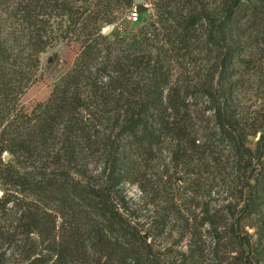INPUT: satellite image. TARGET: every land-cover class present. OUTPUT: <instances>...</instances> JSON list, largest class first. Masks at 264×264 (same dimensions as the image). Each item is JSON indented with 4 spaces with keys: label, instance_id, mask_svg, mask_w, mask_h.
<instances>
[{
    "label": "trees",
    "instance_id": "16d2710c",
    "mask_svg": "<svg viewBox=\"0 0 264 264\" xmlns=\"http://www.w3.org/2000/svg\"><path fill=\"white\" fill-rule=\"evenodd\" d=\"M205 1L155 4L162 14L175 16L173 36L182 42L197 41L200 30L209 29L207 43L218 46L224 66L234 52L226 35L262 0H213V9ZM134 5L135 0H0V185L5 191L0 264H155L153 243L122 192L125 168L118 157L155 156L167 144L181 149L196 146V140L190 139L187 105L169 88V78L148 71L150 77H141L146 69L140 46L150 33L140 38L117 23L119 10ZM106 24L114 25L109 36L103 34ZM59 44L79 47L77 62L47 102L26 110L22 99L41 79V56ZM208 99L214 139L227 146L236 182H243L237 199L243 207L229 208L230 237L217 213L207 211L204 226L215 241L214 254L225 239H236L240 248L224 260L216 255L218 264L228 259V264H252L241 224L253 217L264 221V126L249 135L227 101L222 105L212 93ZM250 136L258 139L251 142ZM7 154L22 160L26 171L13 160L6 163ZM101 160L98 173L93 166Z\"/></svg>",
    "mask_w": 264,
    "mask_h": 264
},
{
    "label": "rangeland",
    "instance_id": "374dc122",
    "mask_svg": "<svg viewBox=\"0 0 264 264\" xmlns=\"http://www.w3.org/2000/svg\"><path fill=\"white\" fill-rule=\"evenodd\" d=\"M144 1L146 14L138 15L135 5L133 9L121 8L117 23L140 38L150 33V40L140 46L142 69H146L141 71V77H150L145 73L148 71L154 77L162 74L169 78V88L178 92L187 105L190 139L196 140V146L182 144L179 149L173 143L155 156L121 155L119 164L125 168L122 192L133 219L153 243L155 264H218L216 255L224 260L239 254L240 248L236 239H225L221 252L214 254L215 241L204 226L205 213H217L230 237L234 220L229 208L239 206L234 209L239 211L243 207L237 201L243 182H236L227 146L214 139L215 117L208 94H216L222 105L227 101V107L246 126L249 135L264 126V0L249 12L247 9L246 18L243 15L244 19L226 35L234 52L224 66L218 46L207 43L209 29L202 28L197 41L182 42L173 36L175 16L162 14L155 0ZM205 5L214 8L213 0L205 1ZM178 19L182 16L178 15ZM113 27L106 24L104 31ZM79 53L75 45L59 44L41 56V79L22 99L26 110L32 111L49 100L56 85L73 70ZM257 139L249 137L251 142ZM11 160L15 167L26 171L22 160ZM104 164L105 160H101L93 167L101 173ZM108 175L109 171L102 173V178L107 180ZM4 194L0 185V199ZM262 225L264 221L258 217L241 224L242 237L250 243L252 264H264V233L259 232L261 228L264 231Z\"/></svg>",
    "mask_w": 264,
    "mask_h": 264
},
{
    "label": "water",
    "instance_id": "95a60500",
    "mask_svg": "<svg viewBox=\"0 0 264 264\" xmlns=\"http://www.w3.org/2000/svg\"><path fill=\"white\" fill-rule=\"evenodd\" d=\"M145 1L144 0H135V6H136V8H137V13L139 14V15H144V14H146L147 13V11H148V8L145 6ZM114 31V27L113 28H111V29H106L105 31H104V35L105 36H109V35H111L112 34V32ZM10 156L7 154V155H5V162H9L10 161Z\"/></svg>",
    "mask_w": 264,
    "mask_h": 264
},
{
    "label": "built area",
    "instance_id": "2783aa9c",
    "mask_svg": "<svg viewBox=\"0 0 264 264\" xmlns=\"http://www.w3.org/2000/svg\"><path fill=\"white\" fill-rule=\"evenodd\" d=\"M139 15V14H138ZM136 20H137V17H136Z\"/></svg>",
    "mask_w": 264,
    "mask_h": 264
}]
</instances>
